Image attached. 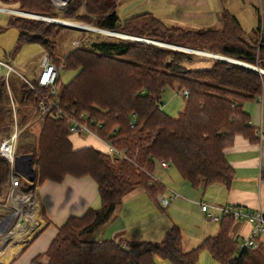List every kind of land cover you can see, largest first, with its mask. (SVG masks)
<instances>
[{"label":"trees","instance_id":"obj_1","mask_svg":"<svg viewBox=\"0 0 264 264\" xmlns=\"http://www.w3.org/2000/svg\"><path fill=\"white\" fill-rule=\"evenodd\" d=\"M16 2L21 9L46 17L75 16L95 28L211 52L264 69V36L258 37L259 26L254 30L258 39H254L226 11L220 15L219 27L182 29L165 25L150 12L122 19L117 12L119 0H74L57 13L49 0ZM11 24L19 30L20 44L39 43L57 66L76 71L60 89L61 107L74 115L85 113L87 125L116 149L124 150L128 158L93 147L72 149L69 126L62 118H43L38 135L26 131L19 134L18 154L31 155L37 182H59L67 175L89 176L97 183L101 203L81 216L68 217L48 249L30 264H157V253L171 264H200L202 248L222 264H264V246L236 249L238 243L229 233L235 219L227 215L219 221L216 235L188 251L182 249L177 227L167 230L160 242L90 237L110 220L130 190L143 187L154 197L161 191L151 174L163 160L176 167L192 187L204 188L212 183L229 187L232 169L225 149L237 135L253 143L260 141V132L251 125L242 104L260 95L263 73L213 58L208 68H192L188 63L196 54L119 37L87 46L79 44L59 59L53 52L55 39L48 38L51 24L18 17ZM55 27L58 31L50 33L53 38L64 28L61 24ZM167 87L183 94L184 106L177 116L161 108V96ZM19 88L15 112L17 125L22 128L37 114V97L24 82ZM13 113L2 79L0 142L13 131ZM261 179L264 181V164ZM7 181L9 164L0 157V204L6 200ZM30 190L32 187L24 188Z\"/></svg>","mask_w":264,"mask_h":264},{"label":"crops","instance_id":"obj_2","mask_svg":"<svg viewBox=\"0 0 264 264\" xmlns=\"http://www.w3.org/2000/svg\"><path fill=\"white\" fill-rule=\"evenodd\" d=\"M60 3L63 5L64 0H61ZM0 8V37L7 30H10V28H15L18 31L17 36L16 32L13 33L12 41L9 36L5 37L6 43L10 44V46L4 45L2 47L0 43V61L9 63L15 71L21 69L24 72L26 66L17 69L11 63L10 57L14 49L13 43H16L19 38V30L11 24V21L17 18V16L24 17L27 15L23 13H20V15L17 12L14 13L3 9L9 8L12 11L25 13L32 12L21 9L16 0H0ZM224 11L236 17L242 30L250 37L257 38L254 35V30H256L257 26L260 29L257 32L258 37L260 35L264 36V4L262 0H119L117 4V12L122 19L142 12H151L155 17L158 16L157 18L165 25H167L165 22L174 24L184 23L188 24L189 27H199L202 29V26L210 27L214 25L219 27L221 24L220 15ZM3 16L5 18L1 20ZM42 49L39 70L43 56L49 54L44 47ZM49 56L51 57L50 54ZM207 57L216 59L212 56ZM51 59L53 58L51 57ZM39 70L34 76L38 74ZM5 73L6 68L0 67V80L5 79ZM12 73L8 75L9 82H6V86L14 112L13 124L18 127L17 114L15 112L17 104L15 105L12 97L17 98L19 90L18 92L12 91L11 88L9 90L8 86L11 79L14 78ZM260 73L264 74L261 71ZM242 109L247 112L251 125L259 130L261 139L258 143H253L247 138L237 135L233 144L224 151V155L232 169L230 186L226 187L220 183H212L209 184V187L205 191L209 192L211 195L210 199L216 202V206H241L251 210L262 209L264 211V181L261 179V170L264 164V85L257 98L243 102ZM19 130L21 131V129ZM69 140L74 150L93 147L102 152L108 151L106 142L94 135L86 134L85 136H79L71 134L69 135ZM27 155L23 154L20 156L27 158ZM170 166L163 167L160 164H156L153 170L152 174L154 178L162 187L158 195L165 196V190L168 193L167 195L170 194L169 196L175 191L182 197H193L196 194V188L192 187L182 176L184 180L179 179L175 175L173 179V174L169 172ZM32 171V174L27 178L34 175L33 182L25 177H21V179L25 183L24 187H27L26 182H29V187L35 189L34 193L36 197L30 199L25 196V198H22V201L16 202V204H12L11 202L13 206L12 213L8 217H4L3 220H8L10 217L9 222L14 221L16 230L12 229L7 233L5 228L0 226V263L30 264L34 257L43 254L48 249L50 243L58 233V228L68 217L81 216L88 209L99 208L101 205L97 183L92 177L76 178L67 175L59 182L51 180L37 182L36 169L34 171L33 168ZM198 190L202 189L198 188ZM178 195L176 194V197L171 202L178 199L186 200V198H179ZM156 196L150 195L143 187H136L127 192L121 198L110 220L95 232L94 239L117 240L121 238L127 241H162L167 230L172 227L179 228L181 226L177 224L176 220H172L164 224L163 228L159 227L163 215L166 214L165 210L162 211V209H166L167 207H162ZM193 201L191 200L187 203L196 205V202ZM4 206L5 203L3 204ZM4 213L6 211H1V215ZM217 223L216 234L220 227L219 222ZM251 228V223L244 219H235L232 222L229 233L230 237L238 243L236 248L238 251L239 243L249 235ZM179 230L181 232L180 228ZM106 232L107 237L104 236ZM183 246L184 244H182L183 251H188ZM257 246H264V232L257 238Z\"/></svg>","mask_w":264,"mask_h":264},{"label":"rangeland","instance_id":"obj_3","mask_svg":"<svg viewBox=\"0 0 264 264\" xmlns=\"http://www.w3.org/2000/svg\"><path fill=\"white\" fill-rule=\"evenodd\" d=\"M49 1L53 5V7H55L56 13L67 9L68 6L71 3L73 4V2H74V0H64V4L62 5L60 3L61 0H49ZM262 1L264 4V0H262ZM246 7L248 8V6H246ZM82 12H84V10H82ZM151 12H153V11H151ZM17 13L20 14L19 12H17ZM31 14H36L38 16H44V15H40V14H37L34 12H32ZM7 17H8V15H7ZM17 17L28 19V20H33V21H43L44 23H49V25L50 24L51 25L48 26L47 29L49 30L50 33H56L58 31L57 28L55 27V25L59 24L57 22H53L50 20H43V19H40L38 17L29 16V15L24 16V17H21V16H17ZM44 17H46V16H44ZM4 18H5V16H3L1 18V20H4ZM49 18H52V17H49ZM59 18H62V16L59 15ZM73 18H77V19H73ZM73 18L71 19V17H69V18L64 17V19L63 18L62 19L54 18V19L62 21V22H69V23L71 22V23L76 24V25H82L86 28L93 27L91 23L86 22V21H81V20H83L81 18H78L75 16H73ZM165 23L168 26H176V27H179L182 29H187V28L188 29H202L199 27H189L188 24H184V23H175V24L174 23H168V22H165ZM63 26H64V28L61 30V32L59 33V35L57 37L55 36L53 38L50 33L48 35L49 39L50 38L53 40L55 39L54 56L56 58H59V59H62L64 55H66L70 50H72L73 48H75L79 44L81 46H87L88 44H90L94 41H98V42L100 40L101 41H112V39L118 38V36H106L105 35L106 33L103 34V33L97 32V31L95 32L94 30H93L94 31L93 32V31H88V30H84V29H80V28H74V27H70V26H66V25H63ZM202 27L206 28L205 26H202ZM14 32H16V36H17L18 31L15 28H10V30H7V32H5L0 37V43H1L2 47H4V45L10 46V44L6 43L5 37L9 36V38H11V41H12L13 40L12 35ZM121 38H123V37H121ZM75 40H77V44L74 43ZM147 40H149V39H147ZM153 41H155V40H153ZM13 45H14V49H13L12 55L10 57L11 61H12L11 63L14 66H16L17 69H19V67L21 68V67L26 66V69L24 70V72H22L21 69H19L21 71H19V70H17V71L20 74L28 77L29 79H33L34 75L39 70L41 52L43 51L42 47L40 46L39 43H36V42H26L23 44H19L17 41L16 43L14 42ZM170 49H172V48H170ZM178 51H180V50H178ZM182 52H184V51H182ZM204 52H206V51H204ZM209 59H210V57H207V56H204L201 54H196L194 61L188 63V65H189V67L198 68V69L208 68L211 64ZM251 66L256 67L257 69H263V68H260L258 66H255V65H251ZM58 69H59L58 89H61L62 85H65L75 75L76 71L67 70L66 68H64L62 66L58 67ZM12 74H13L14 78H12L10 84H8L9 90L11 88L12 91L18 92V90H19L18 88L22 84V81H21L20 76L16 72L15 73L13 72ZM7 81L9 82V80H7ZM12 98H13L15 105H16V102H17L16 98L15 97H12ZM183 106H184V98H183L182 92H178L174 88L167 87L161 96V108H162V110L170 116H177L178 112L183 108ZM36 115L37 116L29 118V120H27L26 124L22 128L20 126H18V128L21 129L20 133L23 131H26L30 135H38L39 134V130H40L39 128H41L42 118H39L38 114H36ZM21 135H23V133ZM85 135L86 134H80L79 136H85ZM17 142L19 143V140ZM18 152L19 151H18V145H17L16 154L19 156L22 155V154H18ZM126 155H127V153H126ZM32 162L33 161L31 159L30 165L34 168V171H35L36 167H35V165L32 164ZM158 164H160V162ZM176 171L178 172L176 167L171 165L169 168V172L173 174V179H174V175H175L179 179L184 180L181 177V175L179 174V172L177 173ZM31 174L32 173H29L28 175H31ZM9 176H10V167H9ZM155 177L158 178L157 176H155ZM151 179L153 181L157 182V180L154 178L153 174H151ZM23 182H24L23 179H20L19 185L15 188L11 187L10 178H9V181L4 183V194L6 195V200L4 202L5 206L3 207L4 203L0 204V224H1L0 226L2 228L3 227L6 228V223L8 221V220H3V218L8 217V215L10 213H12V210H13L12 207L13 206L11 205V202H12V204H16V202L22 201V198H25V196L30 198V199L36 197L35 193H34L35 189H32L30 191H24V188H29L30 184H29V182H26L27 187H24L25 183H23ZM163 185H165V184H163ZM165 186H168V185H165ZM207 187H209V185H207L205 188H201L202 190H198V188H196V192H195L196 194L193 197H182L179 193H176L174 191L177 195L179 194L178 195L179 198L180 197L186 198V200L177 198L178 200H176V201L174 200L173 202H171V205L170 204L168 205L169 207L167 206V208L164 207L166 209H162V211L165 210L166 214L163 215V217L161 219L162 222L159 224V227L163 228L164 224H166L172 220H176V222H178L177 224H179V226H181L179 228L181 229V234L183 237V243L182 244H184L186 250H191L192 248L198 247L205 238H207L209 236H214V234H216V232H217L216 228L218 226V223L207 220L205 218L204 213L201 211V206H200L201 202H204L208 205H216L215 201H211V199H210L211 195L209 194V192L205 191L207 189ZM164 194H165V196L170 195V194L167 195L168 193H166L165 190H164ZM157 196H158V194H157ZM191 200H194L193 202H196V205L187 203V202H190ZM1 211L2 212L6 211V213H8V214L3 216L6 213L1 215ZM14 225H16V224L14 223V221H12L11 225L7 226V228H8L6 230L7 233L9 230H12V229L16 230L15 229L16 226L14 227ZM106 234H107V232L105 233L104 236L107 237L108 235H106ZM84 237L86 238V236H84ZM90 237L94 239L95 233L93 235H91ZM154 259H155V262L157 264H171V261L169 259L165 258L164 256H162L161 254H158V253L154 255ZM198 260H199L200 264H221L218 261H216L215 259H213L210 255V253L208 252V250L205 248H202L200 250Z\"/></svg>","mask_w":264,"mask_h":264},{"label":"built area","instance_id":"obj_4","mask_svg":"<svg viewBox=\"0 0 264 264\" xmlns=\"http://www.w3.org/2000/svg\"><path fill=\"white\" fill-rule=\"evenodd\" d=\"M3 10H8L14 13L19 12L14 10L12 11V9L9 8H5ZM106 32V36H113L108 34L111 33L110 31ZM123 38L125 37L123 36ZM74 43L77 44V40L74 41ZM0 67L6 68V75L4 79L5 82H7L8 80L9 73L16 72L20 76L21 80L27 85V87L34 92L37 97L36 112L39 118L43 119L45 117H54L55 119H66L69 126L68 131L70 132V134H90L102 139L95 133L94 130H92V128L87 125V116L85 113L74 115L73 113H68V111L61 107L60 89H58L59 66L55 64L49 54H45L43 56L40 70L33 79H29L28 77L15 71L12 65L7 62L0 61ZM184 94L187 95V91H184ZM19 133L20 130L16 125H14L12 133L0 142V157L4 158L9 164V178L12 188H15L19 185L21 177L27 178L29 176L28 174L32 173L33 170L32 166L29 164V159L18 156L16 154V146ZM104 142H106L109 152L122 158L128 159L124 150L116 149L113 145L105 140ZM160 165L163 167H168L169 163L163 160L160 162ZM156 197L162 207H167L170 204L171 200L176 197V193L172 192V195L169 197H165L162 195H158ZM200 206L201 211L204 213L207 220L219 222L222 216L227 215L232 216L234 219H244L251 223V231L249 235L239 243L238 249L249 250L257 247V238L262 232H264V211L262 209L251 210L241 206L231 205L216 206L208 205L204 202H201Z\"/></svg>","mask_w":264,"mask_h":264},{"label":"water","instance_id":"obj_5","mask_svg":"<svg viewBox=\"0 0 264 264\" xmlns=\"http://www.w3.org/2000/svg\"><path fill=\"white\" fill-rule=\"evenodd\" d=\"M19 13H23L24 15L38 17V18L43 19V20H50V21L57 22L59 24L66 25V26H71V27H74V28H80V29H84V30H88V31H93L90 28L86 29V28H82V27H79V26H76V25H70V24H67V23L59 22V21H56V19H54V18H49V17H44V16H38L36 14L25 13V12H19ZM95 29H97V28H95ZM106 31H108V30H106ZM110 32L111 33H120V32H113V31H110ZM124 35H127V34H124ZM113 36H118V35H113ZM127 37H129V35H127ZM127 39H137V40H141V41H144V42H147V43H152V44H156V45H160V46L169 47V48H172V49L184 51L186 53L201 54V55L212 56V57H214V58H216L218 60L231 62V63L237 64V65H241V66H245V67H248V68L257 70L259 72L260 71L261 72H264L263 69H257L256 67H253L251 65H248V64H246L244 62H241L239 60H235V59H232V58H229V57H225V56H222V55H218V54H213V53H210V52H204V51H201V50H196V49H191V48H187V47H182V46L167 44V43H163V42H157V41H153V40H147V39H143V38H127ZM27 158L29 159V164H31V156L30 155H27ZM27 179H29V181L33 182L34 181V175L32 177H30V178H27Z\"/></svg>","mask_w":264,"mask_h":264},{"label":"bare ground","instance_id":"obj_6","mask_svg":"<svg viewBox=\"0 0 264 264\" xmlns=\"http://www.w3.org/2000/svg\"><path fill=\"white\" fill-rule=\"evenodd\" d=\"M56 21H59V20H56ZM59 22H62V21H59ZM63 23H67V24H70V25H76V24H73V23H69V22H63ZM76 26H79V27H82V28H86V27H84V26H82V25H76ZM88 28H90V29H92V30H94V31H99L100 33H107L104 29H101V30H99V28H97V29H95V27L93 28V27H88ZM88 28H86V29H88ZM104 31V32H103ZM114 32V31H113ZM108 34H110V35H118V37H123V36H125L124 34H122V33H108ZM125 38H140V37H136V36H132V35H129V37H127V35L125 36ZM134 40H137V39H134ZM157 42H159V41H157ZM164 43V42H163ZM168 44V43H167Z\"/></svg>","mask_w":264,"mask_h":264},{"label":"flooded vegetation","instance_id":"obj_7","mask_svg":"<svg viewBox=\"0 0 264 264\" xmlns=\"http://www.w3.org/2000/svg\"><path fill=\"white\" fill-rule=\"evenodd\" d=\"M9 220H10V217L8 218V221H7V223H6V228H5V230H7V229H8L7 226H8V225L10 226L11 223H12V222H9Z\"/></svg>","mask_w":264,"mask_h":264}]
</instances>
